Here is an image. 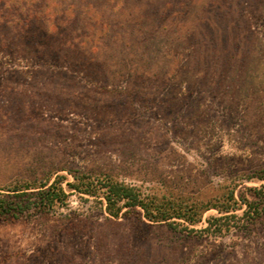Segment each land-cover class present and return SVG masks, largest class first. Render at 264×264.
I'll return each instance as SVG.
<instances>
[{
	"label": "rangeland",
	"instance_id": "374dc122",
	"mask_svg": "<svg viewBox=\"0 0 264 264\" xmlns=\"http://www.w3.org/2000/svg\"><path fill=\"white\" fill-rule=\"evenodd\" d=\"M1 8L7 17L46 21L63 36L98 32L102 21L129 30L131 19L167 23L172 14L187 19L185 28L203 17L196 31L212 30L214 44L164 45L169 84L142 94L125 76L111 78L108 94L82 78L64 80L52 60L46 65L0 48V190L64 175L68 192L47 212L0 220V264H264V202L247 221L239 204L235 219H221L231 223L228 231L186 237L137 214L111 217L100 197L65 183L81 170L187 203L215 201L231 186L235 198H251L245 187L264 184L242 177L264 166V0H0ZM229 51L238 56L231 68L204 65V55ZM247 65L257 70L253 80ZM223 68L233 69L232 80L204 77ZM224 213L208 208L194 224L176 220L200 228Z\"/></svg>",
	"mask_w": 264,
	"mask_h": 264
},
{
	"label": "trees",
	"instance_id": "16d2710c",
	"mask_svg": "<svg viewBox=\"0 0 264 264\" xmlns=\"http://www.w3.org/2000/svg\"><path fill=\"white\" fill-rule=\"evenodd\" d=\"M180 6L182 5H178L177 9L174 8L176 11L173 10V12H179ZM1 10L4 11V9H0L1 51L6 52L7 48L8 53H17L23 58H37L39 62H45L46 65L52 60V66L56 67V74L62 76L64 80L69 76L82 78L98 91L109 92L108 94H110L108 86L111 78L116 76H125L128 82L127 87H136L133 88L134 92L140 94L147 92L151 86H156L160 81L164 83L163 86L168 85L167 77H171L172 71L165 69L167 55L164 45L177 44L182 47L186 43L184 48L189 50L198 43L206 46L214 44L212 30L210 33L208 28L203 29L205 32L201 34L200 26L199 31H196L198 24L205 20L203 17H198L200 22L191 20L192 24L185 28H182V25L187 19L181 20L172 14L169 17L171 21L167 23L155 17L131 19L130 25L125 26L129 27V30L120 28L121 26H117L119 29H112L111 23L102 21L100 26L103 29L98 32L63 36L61 32H53L46 27L44 25L46 21L37 23V20L28 21L13 15L7 17L6 11ZM169 24L174 25V30H169ZM237 57V53L233 55L232 51L231 53L229 51L225 53V56L217 55L216 52L210 60L208 55H204L203 59L204 65H208L210 61L211 64L213 63L211 66L215 67L220 61L222 66H224L223 63L225 65L229 63L231 68L233 59L236 62ZM241 61L243 64L245 57L242 56ZM248 67L247 65L245 68L246 76L253 80L257 77V70L251 68L249 71ZM232 71L233 69L223 68L222 73L217 75L209 73L204 77L216 76L217 82L222 84L223 81L233 79L236 74ZM130 90L127 88L115 90L113 95L117 92L118 94L129 93ZM70 174L72 181L65 182L68 189L100 197L105 203L104 210L109 216L137 214V218L142 217L148 223H165L172 228H179V231H185L186 237L204 233L221 234L228 231L231 223H222V218L235 219L237 215L233 211L244 203L245 208L240 217L246 221L254 219L260 215L264 202L263 183L259 186L245 187L251 198L244 195L235 198L234 186H231L222 195L216 196L215 201L211 198L205 202L187 203L180 198L170 196L158 198L155 195L144 194L136 186L128 185L108 174L92 175L81 170L71 171ZM242 177L247 180L262 179L264 166L242 174ZM65 179L64 175H57L49 182L47 176L33 177L16 181L13 185L2 188L0 190V220L10 221L29 211L47 212L54 205H63L68 194L62 186V181ZM208 208H216L218 212L227 213L211 215L206 219L207 225L200 228L189 227L176 220L182 219L189 224H194L200 220V214Z\"/></svg>",
	"mask_w": 264,
	"mask_h": 264
}]
</instances>
